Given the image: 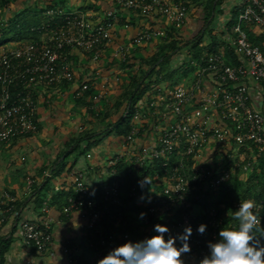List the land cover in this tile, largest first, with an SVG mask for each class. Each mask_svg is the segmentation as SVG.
<instances>
[{
    "label": "built area",
    "instance_id": "1",
    "mask_svg": "<svg viewBox=\"0 0 264 264\" xmlns=\"http://www.w3.org/2000/svg\"><path fill=\"white\" fill-rule=\"evenodd\" d=\"M80 1V5L70 8L49 2L43 11L46 23L33 30L41 32L40 40L0 45V142L37 130L35 92L38 87L76 82L67 58L69 49L76 48L88 59L96 61L111 47L115 60L126 62L127 57L143 45L165 40L168 30L180 31L187 22L192 3L198 0H105L107 7L99 10L89 8L87 0ZM236 10L237 20L230 26L225 24L221 33H213L218 49L208 47L209 38L208 42L201 39L202 50L196 60L191 57L193 49L187 48L188 63L194 67L189 83L159 85L152 79L145 92L148 97L145 109L138 101L134 106L131 126L124 136L125 150L106 162L109 181L102 186L101 198H95L84 170L71 173L73 196L68 197L64 210L68 213L80 209L86 219L79 226L84 244L81 240L69 239L61 244V252L68 263L74 264L84 248L90 249V259L97 261L118 242L130 240L127 230L117 228L121 215L119 206L124 202L114 166L123 158L127 164L137 167L160 160L164 168L175 155L172 166L164 168L162 175L155 173L161 187L150 197V202H144V217L141 219L139 214L128 213L127 220L134 217L133 224L140 229L141 239L146 237L147 228L154 222L167 224L174 232L191 224L193 231L188 254L198 263L207 254V242L217 238L221 227L237 226L236 220L226 221L230 210L221 213L215 205L204 209L189 198L193 191L196 192L194 199L216 193L235 170L246 172L259 160L264 163V117L251 105L246 85L248 80L264 88V52L248 42L244 28L250 26L264 34V0H239ZM131 16L142 21L127 42H115L114 22L129 18L122 23V28L127 29L133 23ZM224 48L234 50L235 63L229 61L222 51ZM205 80L214 86L207 89ZM75 84L73 93L77 98L91 90L89 81ZM104 95L103 91L94 95L91 108L95 116L98 115L97 102ZM126 108L123 114H126ZM148 114L153 118L150 129L155 133L154 142L138 148L136 141L146 131ZM228 143L252 148L251 158L236 162L227 154L228 165L222 166L223 150L220 149ZM209 146L219 150L217 166L221 168L217 172L199 159ZM187 157H192L191 165L187 163ZM26 184L30 190V177L26 178ZM141 189L139 184L132 185L125 196L139 199ZM15 201L7 192L1 195L0 225L9 216L18 217ZM240 202H232V207L236 210ZM253 211L258 219L256 227L260 233L264 232V190ZM42 212L41 218L21 220L18 224L22 242L38 252H44L52 243V220L47 202L43 204ZM105 217L109 221L106 228L103 225ZM201 222L206 224L203 234L196 231ZM261 240L264 242V237ZM23 264H30V260L25 259Z\"/></svg>",
    "mask_w": 264,
    "mask_h": 264
},
{
    "label": "crops",
    "instance_id": "2",
    "mask_svg": "<svg viewBox=\"0 0 264 264\" xmlns=\"http://www.w3.org/2000/svg\"><path fill=\"white\" fill-rule=\"evenodd\" d=\"M239 0H214L211 9L207 7L206 0H198L192 3L189 10L187 22L181 29L183 36H190L199 32L202 34V41L208 38L209 33H221L225 24L231 19L233 11ZM53 2L68 8L80 5V0H11L5 7L0 10V19L5 20L24 12L34 13L40 12L49 3ZM87 4L92 9L99 10L107 7L105 0H87ZM208 24L202 25L207 12ZM133 23L127 28H122V23L128 21L116 20L112 26L115 33V42H127L129 36L135 31L137 24L140 23L136 16H131ZM213 20L214 23H213ZM253 32H257L255 28ZM10 41L8 43H11ZM153 42L147 43L140 48V51L133 52L127 57L126 62L115 60L112 55V48L105 49L101 57L92 61L86 57L84 53L76 48L68 50V61L75 74L76 82L89 81L91 90L82 97L74 96L75 83L64 82L45 87H38L35 92L36 98V121L37 130L26 136L14 138L8 142H0V198L4 192L12 195L17 204L19 215L17 218L9 216V218L0 225V238H10V244L6 250L5 264H23L25 259L30 260V264H70L61 252V244L64 240L72 241L81 240L82 234L80 224L86 217L85 213L80 209H74L66 213L62 205L64 199L58 194L66 192L71 188V173L81 169L85 171L90 184L94 182H103L107 179V160L118 153L125 150L124 136L117 135L114 131H106L112 129L110 124H114L118 116L123 112L125 101L116 110L115 103L119 100L125 83L128 80L130 68L142 67L136 56L145 57L149 53V46ZM148 45V46H147ZM189 45L180 50L173 58L170 68L173 69L178 65H186L188 63L187 49ZM151 53V52H150ZM132 57V59H130ZM229 58V57H228ZM181 62L178 64L176 61ZM232 59V58H231ZM229 61L231 62L230 58ZM177 62V66H176ZM133 66H125V65ZM194 70V69H193ZM193 70L186 74H177V82L189 83L192 78ZM117 78V79H116ZM165 85V84H163ZM250 96L251 105L262 113L264 117V88L251 81H246ZM205 86L211 89L214 85L205 80ZM104 92V97L97 102V111H100L102 117L95 118L94 110L91 105L94 102V95L98 92ZM147 95L144 94L138 102L145 109ZM148 126L146 131L141 133L136 141V147L147 146L154 142V131L150 129L153 118L147 115ZM87 134L80 143L83 148L89 141H95L92 145L79 154L75 159V153L72 152L66 157L65 169L58 172V164L64 158V152L68 149L67 142L78 135ZM219 153L217 148L211 146L205 148L201 158L208 161L214 151ZM222 156L227 154L236 162H243L251 158L252 148L247 146H237L228 143L222 146ZM227 157V156H226ZM75 164L68 172L66 168L72 161ZM125 162V158L122 159ZM125 164H127L125 162ZM130 165V164H128ZM258 162L252 168L244 172L246 176L257 169ZM260 167V166H259ZM239 173L240 171H236ZM45 173L50 177L49 186L40 190V183L44 180ZM255 176L258 173H254ZM32 179L30 190L27 188L26 178ZM160 179H156L146 186L144 196L151 197L159 191ZM241 186L244 180L239 177ZM255 180V179H254ZM256 182V180H255ZM231 180H229V184ZM41 202L39 206L35 201ZM47 202L49 204V216L51 217L52 227V243L44 252H38L33 248H28L22 242L18 224L21 220H35L43 216L42 206ZM61 206V207H59ZM155 224V223H154ZM85 253V249L83 250Z\"/></svg>",
    "mask_w": 264,
    "mask_h": 264
},
{
    "label": "trees",
    "instance_id": "3",
    "mask_svg": "<svg viewBox=\"0 0 264 264\" xmlns=\"http://www.w3.org/2000/svg\"><path fill=\"white\" fill-rule=\"evenodd\" d=\"M219 1V0H216ZM214 0H206L207 7L204 8V10H207L208 8L211 9V6L213 4ZM8 3V0H0V10L5 7ZM45 8V7H44ZM40 12H34V13H27L24 12L23 14L7 18L5 19L4 23L0 22V45L6 44L10 41H19V40H40L41 32L33 31L36 27L41 26L42 24H45L47 21V17L44 16L43 11ZM237 10L233 11L232 17L230 20L227 21V25H232L237 20ZM210 15V10L207 12L205 20L202 21V25L208 24L207 17ZM1 20V19H0ZM247 30L248 33V42L250 44L257 45L262 52H264V34L260 32H253L252 27L245 26L244 27ZM179 30H168L167 31V37L165 40H162L161 43L157 44V50L151 54L150 56H146L145 58L141 59V63H145V68L138 67L134 72L130 73L128 75V80L125 83L124 90L122 91L119 100L115 103L116 110L121 105L123 101H125V106H127V112L126 114H123V112L118 116L114 124H110L112 126V129H108L106 131H114L117 135H123L125 136L131 126V118L132 113L134 110V106L136 102L145 94V92L149 89L150 82L152 79H154V82H157L159 85H168V84H175L177 83V77H175L177 74L182 73L183 75L186 74V72L193 70L194 67H186V65H178L177 67L171 69L170 64L172 61V58L182 50L183 47H186L187 44L193 49L191 53V57L198 60L202 46L200 45L202 34L199 32L190 35V37H185L181 34H179ZM209 40L210 44H208V47L212 50L218 49L217 47V40L214 34L211 32L209 33ZM188 46V45H187ZM222 51L225 53L227 57L230 58L231 63H235L234 58V50L231 49H222ZM228 58V59H229ZM232 58V59H231ZM132 59V57L130 58ZM130 65V64H129ZM160 75V78L158 76ZM89 91L86 92V94ZM124 106V109H125ZM87 134L78 135L75 138L71 139L69 142H67L66 146L68 149L64 152V158L60 161L58 164V172L60 173L65 169L66 166V157L72 152L75 153V159L79 154H83L85 150H87L92 142H87L85 146L82 148L80 146V143L86 137ZM174 156L172 155L169 160L168 164L164 168H169L172 166V161L174 160ZM187 163L189 165L192 164V157H187ZM217 160H218V154L216 153V150L208 156V161L204 159V161L207 163V165L211 168L213 172H217L220 170V166H217ZM75 164V160L70 163V165L66 168V171H70L72 167ZM188 165V166H189ZM228 165V157L224 155V160L222 159V166L226 167ZM257 169L252 174L247 175V178L245 182L243 183V186H241V181L239 180L240 176H243L244 171L237 169L235 170L230 177L231 183L229 184V181L227 183H224L219 190L216 193L213 194H205L204 196H200L198 199H194L193 195L196 193L193 191L189 198L193 203L196 205L206 208L210 205H215V207L219 210V212L224 213L229 211L230 216H228L226 221L235 220L233 218V212L235 209L232 207V201L234 202V199L245 201V200H251L253 202V205L258 202L262 196H263V190H264V163L262 160L258 161ZM115 175L117 179L121 182L119 186V191L123 195V202L124 205L119 206L120 210V220L119 223H117V228L119 230H127L129 232V238L131 241H136L141 239L140 237V229L137 228L133 224L134 217H131L127 220V216L129 212H132V214L137 215L141 211L145 210L144 207V201L141 199H134L125 196V193L132 185L138 184V181L147 178L148 181L151 183L154 180H156L155 173L161 172V175L164 173V168L161 167L160 160H155L152 164L148 166H133L125 164L124 161L119 160L115 166ZM236 171H240L237 173ZM254 173H258L256 176ZM52 177V176H50ZM49 176H44V180L42 183H40V190L43 188H47L49 186L50 182ZM256 182H255V180ZM109 181V177L105 179L103 182H94L91 184L93 190L95 191V198L99 199L101 198L102 193V186ZM144 189H141V194L144 195ZM58 196L62 199H64V202L62 205L66 206L69 196H73L71 192V188L66 191L62 192L61 194H58ZM235 200V201H236ZM41 202V199L39 201H35V204L39 206ZM15 206L18 207L17 202L15 201ZM228 206H230V209L228 210ZM61 207V206H59ZM108 218L105 217L103 221L104 228H106L109 224ZM154 223H160V222H154ZM253 232L257 234L259 237V229L256 227L253 229ZM261 239V237H259ZM85 238L82 236L81 241L84 244ZM11 239L10 238H0V264H5V257L4 254L6 250L9 247ZM121 244V243H117ZM115 247V246H113ZM85 253H81L80 257L74 264H96V261L90 259V249L84 248Z\"/></svg>",
    "mask_w": 264,
    "mask_h": 264
},
{
    "label": "clouds",
    "instance_id": "4",
    "mask_svg": "<svg viewBox=\"0 0 264 264\" xmlns=\"http://www.w3.org/2000/svg\"><path fill=\"white\" fill-rule=\"evenodd\" d=\"M138 184L143 189L150 182L143 178ZM139 199H145L143 193ZM146 202H150V196ZM253 208L251 200L239 203L232 214L237 226L221 227L217 238L207 242V254L198 264H264V242L259 238L264 237V232L259 237L253 232L258 223ZM144 215L141 211L138 218L142 219ZM205 230L203 222L196 227L200 234ZM192 231L191 224H185L182 231L173 235L167 224L155 223L151 235L116 245L98 258L96 264H184L181 254L191 251L189 238Z\"/></svg>",
    "mask_w": 264,
    "mask_h": 264
},
{
    "label": "rangeland",
    "instance_id": "5",
    "mask_svg": "<svg viewBox=\"0 0 264 264\" xmlns=\"http://www.w3.org/2000/svg\"><path fill=\"white\" fill-rule=\"evenodd\" d=\"M11 0H8V3L10 2ZM214 21L215 20H213V23H214ZM179 34H181L182 35V32H181V30H180V33ZM207 36H209V35H207ZM185 37H190V36H185ZM209 38V37H208ZM208 38H205L204 40H208ZM187 45H189V44H187ZM186 45V46H187ZM148 46V45H147ZM157 44L156 43H152L150 46H149V53L146 55V56H150L151 54H153L156 50H157ZM140 48H142V47H140ZM139 48V50H137V51H140L141 49ZM183 48H185V47H183ZM189 49H190V47H188ZM151 52V53H150ZM145 56V57H146ZM145 57H143V56H139L138 55V57L136 56V59H138L139 60V62H140V64L139 65H141L142 64V67L144 66H146V64L145 63H141V59L142 58H145ZM177 62H178V64L181 62V60L179 61V59H177L176 60ZM177 62H176V66L178 65L177 64ZM171 65L172 66H175V63H171ZM125 66H128V67H130V66H133V65H125ZM137 68H130V69H128V71L127 72H130V73H132V72H134V70H136ZM184 83L186 84V81H184ZM102 117L103 115L102 114H100V111L98 112V115L97 116H94L95 118H97V117ZM147 119V118H146ZM188 172H189V170L187 169V174H188ZM240 178L241 179H243L244 180V182H245V180H246V178H247V176H246V174L244 173L243 174V176H240ZM148 199V197H146L145 196V199L143 200L144 202L146 201ZM236 199H234V201H235ZM233 202V201H232ZM230 209V206H228V210ZM153 223L147 228V230H146V236H149V235H151L152 234V232H153ZM171 232V234H173V235H175L176 233H178V232H174V231H170ZM167 235V234H166ZM177 244H179V241H177ZM181 258L183 259V261H184V264H198L196 261H195V259H193L188 253H182L181 254Z\"/></svg>",
    "mask_w": 264,
    "mask_h": 264
}]
</instances>
